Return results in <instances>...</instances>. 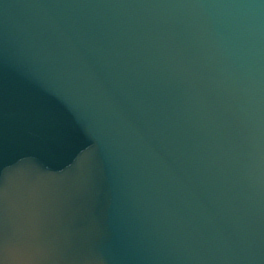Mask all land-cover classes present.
Returning <instances> with one entry per match:
<instances>
[{
    "label": "water",
    "instance_id": "obj_1",
    "mask_svg": "<svg viewBox=\"0 0 264 264\" xmlns=\"http://www.w3.org/2000/svg\"><path fill=\"white\" fill-rule=\"evenodd\" d=\"M0 264H264V0H0Z\"/></svg>",
    "mask_w": 264,
    "mask_h": 264
}]
</instances>
